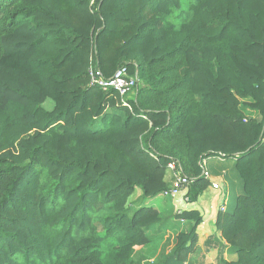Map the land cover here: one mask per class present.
Wrapping results in <instances>:
<instances>
[{
    "label": "trees",
    "instance_id": "obj_1",
    "mask_svg": "<svg viewBox=\"0 0 264 264\" xmlns=\"http://www.w3.org/2000/svg\"><path fill=\"white\" fill-rule=\"evenodd\" d=\"M171 162L192 199L226 177L225 262L264 264V0H0V264H132L160 217L130 197L165 191ZM178 217L162 264L198 247L203 215Z\"/></svg>",
    "mask_w": 264,
    "mask_h": 264
},
{
    "label": "rangeland",
    "instance_id": "obj_2",
    "mask_svg": "<svg viewBox=\"0 0 264 264\" xmlns=\"http://www.w3.org/2000/svg\"><path fill=\"white\" fill-rule=\"evenodd\" d=\"M186 16H188V14L184 17ZM169 19L174 23H179L181 21V18L173 16ZM43 105L47 109H52L53 102L48 99ZM244 111L247 116L257 115L256 112L246 107L244 108ZM207 161L208 160L203 161V163L205 164ZM165 181L167 186L172 184L173 176L169 169L166 171ZM210 181L212 183L209 186L210 188L208 187V190L206 189L197 199H192V196L190 194L188 195L187 191L191 187H188L181 194L173 197L165 196L160 193L155 198L147 199L142 198L140 189L136 190V192L130 197V203L136 206L157 210L160 220L153 224L146 232L150 241L146 244L135 247V252L132 256V264H162L165 258L172 254L176 244L177 234L182 231H189L193 223V221L178 217V214L182 210H199L203 215V222L201 223L203 226L201 227V231L207 230V219L215 216L218 210L223 209V206L219 205V202L225 199L228 188L225 176L217 178H212L211 176ZM230 198L231 202L233 200V195H231ZM198 230L200 229L198 228ZM217 232L220 238H222L221 233L218 230ZM120 240L121 238L115 236L109 237L103 242V250H106L109 246L120 243ZM208 240V237L202 240L200 238L199 242L202 243V245L203 242L209 245ZM210 241H212L210 244L215 242L214 238H211ZM218 246L217 242L215 244V249H196V251L190 255L189 260L184 264H226V260L230 261L227 257L228 249H217L219 248Z\"/></svg>",
    "mask_w": 264,
    "mask_h": 264
},
{
    "label": "built area",
    "instance_id": "obj_3",
    "mask_svg": "<svg viewBox=\"0 0 264 264\" xmlns=\"http://www.w3.org/2000/svg\"><path fill=\"white\" fill-rule=\"evenodd\" d=\"M90 83L104 89L114 88L121 95L134 94L138 79L131 75L126 67L119 68L111 77H104L97 67L89 68ZM173 181L161 194L165 196H176L188 188L190 180L174 162L168 165ZM207 174V173H206ZM224 209V208H223Z\"/></svg>",
    "mask_w": 264,
    "mask_h": 264
},
{
    "label": "crops",
    "instance_id": "obj_4",
    "mask_svg": "<svg viewBox=\"0 0 264 264\" xmlns=\"http://www.w3.org/2000/svg\"><path fill=\"white\" fill-rule=\"evenodd\" d=\"M214 177L215 178L223 177V175L212 176V178H214ZM228 198H229V187L227 188V195H226L225 199L221 200V201L219 200L220 201L219 205H223V204L227 205ZM215 217H216V215L207 219L208 220L206 222V226H208L207 230L201 231V227L203 226V224L199 227V229H200L199 233H201V236H200L201 240L206 239L208 237V239H209L208 244L209 245H207L205 242H203V245H202V243L199 242V244H198L199 247L197 249H202V248H204V249H206V248L215 249L216 248L215 244L218 242L219 248H217V249H221V248L228 249L227 257H228V259L232 260L236 257V255L234 253H232L231 246L226 244V241L224 240V238L222 236H221L222 238H220V236L218 235L217 229L215 227ZM211 238H214V240H215V242L212 244H210L212 242V241H210ZM138 260H139V258H138Z\"/></svg>",
    "mask_w": 264,
    "mask_h": 264
}]
</instances>
